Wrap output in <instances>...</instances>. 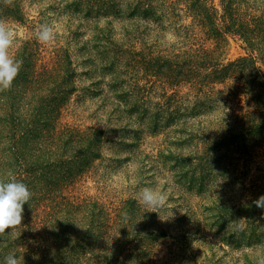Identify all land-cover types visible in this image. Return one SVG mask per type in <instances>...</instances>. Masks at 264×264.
<instances>
[{"label":"rangeland","instance_id":"obj_1","mask_svg":"<svg viewBox=\"0 0 264 264\" xmlns=\"http://www.w3.org/2000/svg\"><path fill=\"white\" fill-rule=\"evenodd\" d=\"M220 1L214 0V6L221 13ZM236 1L263 18L259 27L264 31V0ZM100 6L98 0H21L23 21L6 18L17 42L10 54L16 56L22 42L33 40L40 46V64L52 62L59 50L71 55L76 91L65 104L60 127L104 133L101 158L66 195L99 203L109 221L107 234L118 241L121 259L128 263L255 264L253 254L264 250L257 247L264 246V231L259 230L264 209L253 203L264 195V138L257 137L255 125L264 115V100L258 104L235 95L232 78L205 93L190 82L163 86L149 67L160 56L173 60L202 47L210 51L211 61L222 64L251 58L256 69L252 65L245 71L247 80H256L255 75L264 79V34L257 46L232 36L218 44L203 32L186 39L182 27L193 21L186 10L156 28L103 14ZM161 8L165 12L166 6ZM42 23L54 29L52 46L36 39L35 29ZM111 61L113 70L108 71ZM228 118L241 119L242 129L253 130L236 137V144L244 139L250 151L236 155L234 162L228 160V149L211 148ZM155 119L160 126L153 130ZM180 121L193 123V130L177 132L174 123ZM208 133L212 136L206 144ZM143 187L166 193L167 202L156 213L139 203ZM241 219L246 222L236 223Z\"/></svg>","mask_w":264,"mask_h":264},{"label":"trees","instance_id":"obj_2","mask_svg":"<svg viewBox=\"0 0 264 264\" xmlns=\"http://www.w3.org/2000/svg\"><path fill=\"white\" fill-rule=\"evenodd\" d=\"M98 1L103 14L122 15L139 24L141 21L154 23L156 28L165 26L169 18L175 17V12L186 10L193 15L192 25L182 27L186 39L203 32L218 44L232 36L246 45L257 46L259 35L264 34L259 27L263 18L252 15L245 8H250L247 4L241 5L236 0H221V13L214 6V0ZM20 2L14 0L12 6H5L0 0V16L22 22ZM161 2L166 6L165 12ZM78 5L75 2L76 8ZM209 53L201 47L185 51L182 56L174 55L173 60L160 56L156 62L152 60L149 73L162 81L163 86L190 82L204 93L212 92L214 85L232 78L231 91L235 95L261 104L264 79L255 75L256 80L249 81L245 73L252 65L256 69L254 60L242 57L222 64L216 59L211 61ZM40 56L36 41L22 42L15 56L23 61L19 75L11 90L0 92V179L7 181L8 173H12L33 193L30 202L24 205V218L17 235L0 239V264L9 254L20 258V264H123L121 261L134 264L128 263L129 259H121L120 245L107 234L109 221L99 203L92 199L75 201L65 193L101 158L105 138L102 131L94 128L60 127L65 104L76 91L77 72L68 51L59 50L48 64H40ZM112 66L111 61L107 70H113ZM259 120L255 124L257 137L263 139L264 115ZM174 124L177 132L193 130L190 121ZM243 124L241 119H225L215 132L217 138L211 148L228 149L229 161H237L236 155H248L250 150L244 139L242 143L235 141L236 137L253 131L247 127L242 129ZM150 125L156 130L160 123L155 119ZM208 134L203 136L206 144L212 136ZM220 208L221 212L226 210Z\"/></svg>","mask_w":264,"mask_h":264},{"label":"clouds","instance_id":"obj_3","mask_svg":"<svg viewBox=\"0 0 264 264\" xmlns=\"http://www.w3.org/2000/svg\"><path fill=\"white\" fill-rule=\"evenodd\" d=\"M14 0H3L5 6H12ZM36 39L45 46H52L55 42V32L48 23H42L35 29ZM15 33L8 21L0 16V92L9 91L13 82L19 75L23 61L10 54L16 46ZM226 110V109H224ZM227 111V110H226ZM9 179H0V239L17 235L23 221L24 205L32 199L33 193L28 186L19 181L12 173H8ZM139 203L155 212L161 209L167 202L165 192L152 187H143L138 192ZM257 208L264 209V195L253 201ZM126 215V214H125ZM172 216V213L169 217ZM264 219V216L261 217ZM246 222L241 219L236 223ZM6 230H9L6 232ZM264 231V226L259 227ZM264 248V246H257ZM255 264H264V250L254 254ZM3 264H20V258L15 254L4 257Z\"/></svg>","mask_w":264,"mask_h":264}]
</instances>
